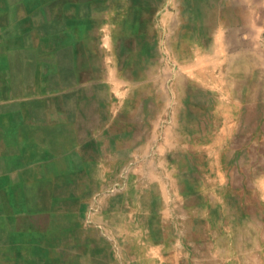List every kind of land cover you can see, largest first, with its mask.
Instances as JSON below:
<instances>
[{
  "label": "crops",
  "instance_id": "crops-1",
  "mask_svg": "<svg viewBox=\"0 0 264 264\" xmlns=\"http://www.w3.org/2000/svg\"><path fill=\"white\" fill-rule=\"evenodd\" d=\"M0 264H264V0H0Z\"/></svg>",
  "mask_w": 264,
  "mask_h": 264
}]
</instances>
